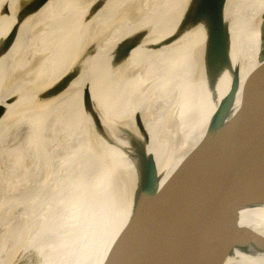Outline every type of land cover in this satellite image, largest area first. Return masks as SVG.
<instances>
[{
  "label": "bare ground",
  "instance_id": "obj_1",
  "mask_svg": "<svg viewBox=\"0 0 264 264\" xmlns=\"http://www.w3.org/2000/svg\"><path fill=\"white\" fill-rule=\"evenodd\" d=\"M191 2L3 0L0 44L8 38L9 47L0 91L19 78L22 92L0 109V264H15L24 249L29 264H89L93 254L82 250L104 221L103 264L115 219L130 217L122 197L132 194L133 210L154 177L157 199L143 204L170 205L178 167L199 161L207 129L222 149L202 190L236 160L235 119L263 62L264 0L226 1L230 58L215 83L204 48L217 37L206 18L186 24ZM63 78L72 79L67 89L42 100ZM240 216L242 226L264 231V204ZM225 264H264V250L236 249Z\"/></svg>",
  "mask_w": 264,
  "mask_h": 264
},
{
  "label": "water",
  "instance_id": "obj_2",
  "mask_svg": "<svg viewBox=\"0 0 264 264\" xmlns=\"http://www.w3.org/2000/svg\"><path fill=\"white\" fill-rule=\"evenodd\" d=\"M37 1L41 0H22L21 5ZM226 1L192 0L186 8L187 25L206 18L217 37L216 41L206 40L204 48L213 83L228 66L230 58V25L223 21ZM173 41L172 38L165 40L167 44ZM8 47L7 38L0 44V57ZM262 58V65L248 81L246 103L235 119L240 145L236 160L206 190H202L219 164L222 149L217 135L207 129L202 138L204 148L199 161L193 166H187L184 161L178 167V191L170 205L150 210L143 204L157 199V194L150 193L157 186L154 177L150 180L151 185L145 187L147 195L142 197V203L133 210L132 194L122 197L126 215L130 217L128 221L126 218L124 221L115 219L117 224L111 233L116 231L117 236L111 239V255L103 264H225L236 249L246 256L264 250V231L240 223L243 209L264 204V56ZM70 81L63 78L42 100L47 102L60 95ZM237 87L236 80L229 108L234 104ZM101 224L82 250L83 257L85 253L93 254L89 264H98L102 260L96 256L108 230L104 221Z\"/></svg>",
  "mask_w": 264,
  "mask_h": 264
},
{
  "label": "rangeland",
  "instance_id": "obj_3",
  "mask_svg": "<svg viewBox=\"0 0 264 264\" xmlns=\"http://www.w3.org/2000/svg\"><path fill=\"white\" fill-rule=\"evenodd\" d=\"M1 2L2 3L0 4V10L3 11L4 10L3 0ZM261 9H262V7H261ZM262 23L263 24H262V30H261L262 32H261V39H260V55H261V60L259 58V61L260 62L263 60L262 57L264 56V18H263ZM21 92H22V84H21V81L19 80V78H15L11 83H9L7 86H5L0 91V109H1V114H3L4 111L8 107L11 106L12 102L15 99L18 98V96L20 95ZM101 127H102V125H101ZM102 130L103 131L104 130L107 131L105 129V127L104 128L102 127ZM44 172H45V169L41 170V178H42L41 181H43ZM26 252H27V250L24 249L21 257L15 262V264H29V263H27V261L25 260V257H24V255H25ZM32 264H45V261L43 260L42 257L41 258L37 257L35 259V261L32 262Z\"/></svg>",
  "mask_w": 264,
  "mask_h": 264
}]
</instances>
